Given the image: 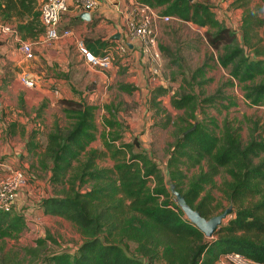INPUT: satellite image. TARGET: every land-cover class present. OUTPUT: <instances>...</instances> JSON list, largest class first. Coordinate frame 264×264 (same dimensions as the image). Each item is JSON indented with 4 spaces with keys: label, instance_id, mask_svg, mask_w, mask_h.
<instances>
[{
    "label": "trees",
    "instance_id": "16d2710c",
    "mask_svg": "<svg viewBox=\"0 0 264 264\" xmlns=\"http://www.w3.org/2000/svg\"><path fill=\"white\" fill-rule=\"evenodd\" d=\"M138 5L160 9L161 16L202 29L207 45L217 54V64L228 71L231 81L243 84L245 101L264 108V48L258 49L252 41L256 38L250 36L254 29L264 26V18L245 12L239 40L206 2L139 0ZM24 14L31 16V21L18 25V33L33 37L44 32L37 23L39 13L32 0H0V17L21 18ZM258 77L261 79L255 83ZM118 88L127 94L137 90L127 84ZM167 95L166 88H154L147 103L168 115L169 124L170 112L161 106V99ZM219 97L220 90L203 103L212 104ZM61 103L71 125L61 129L55 124L43 148L33 142L32 133L26 148L33 158L30 166L49 171L51 187L62 186L38 202L39 212L76 227L83 240L73 253L50 254L41 264H216L232 253L264 264V140L251 136L244 144L227 122L217 135L203 125L185 127L182 123L187 121L178 118L180 123L172 122L175 142L168 146L165 179L137 137L116 144L121 135L115 130V122L106 120L111 130L103 142L104 150H87L95 140L94 108L74 101ZM197 105L193 95L169 98L173 110L188 111ZM103 158H109L112 166L98 167L96 161ZM194 167L200 172L187 179L182 168ZM221 170L230 178L223 181L221 191L235 209L207 239L185 218L172 199L170 185H175L193 210L209 219L213 217L211 197L203 192L214 186ZM25 228L23 214L0 211V239H15ZM130 244L134 245L133 254L128 253ZM37 245L44 247L45 239L37 240Z\"/></svg>",
    "mask_w": 264,
    "mask_h": 264
},
{
    "label": "rangeland",
    "instance_id": "374dc122",
    "mask_svg": "<svg viewBox=\"0 0 264 264\" xmlns=\"http://www.w3.org/2000/svg\"><path fill=\"white\" fill-rule=\"evenodd\" d=\"M197 1H205L211 5L223 25L238 23L240 32L237 36L239 40L243 30L242 22L245 12L256 14L260 20L264 18L262 0H245L239 3L235 0ZM218 13H221L222 17ZM250 36L256 38L252 41L257 44L258 49L264 48L263 25L254 29ZM158 47L162 54L163 67L160 76L154 78L155 80L149 76L148 84L151 90L158 87H164L168 90V95L161 99V106L170 112L171 123L168 124V115L149 107L146 96L135 91L132 94H127L119 90L120 84H124L128 77L135 75L130 73L127 67L123 71H118L119 78L116 83L101 85V95L98 94L99 97L101 96V100L100 98L95 101L88 99V95L91 94L88 92L95 90L92 85L84 91L71 87V94L80 99V101L74 102L94 108L95 140L88 146L87 150H104L103 142L109 137L108 133L111 130L106 125V120L115 122V130L121 135V139L116 144L128 143L137 137L141 142L142 149L157 162L166 179L167 150L168 146L175 142L172 122L180 123L178 118L187 121L182 123L185 127L192 129L197 125H203L215 131L217 135H219L223 124L227 122L244 144L251 136L258 141L264 140V108L250 106L245 101L242 90L243 84L231 81L228 71L217 64V54L207 45L202 29L174 19L168 23L160 24L158 27ZM16 49H18V45ZM33 56L34 58L35 56L39 57L34 51ZM127 56V54L114 56L112 68L120 67L119 62ZM56 59V56L51 54L50 57H47L48 61L45 58H39L37 64L31 62L36 74L42 75L45 80L57 81L59 84L56 85L59 87L61 86L60 82L63 83L62 85L65 84L70 73L66 75L57 71ZM47 64H50V67ZM203 64H205L204 67ZM200 67H203V70L194 77L195 71ZM11 70H8L7 77L11 76ZM260 79L258 77L254 82L258 83ZM56 85H51L49 89L45 90L50 93L60 90V87L58 88ZM218 90H220L222 98L215 99L212 104L203 103L205 98L215 95ZM16 92H18L17 88L11 90V93L6 96L9 102L8 107L15 111L11 112L15 115L12 119L18 120V116L22 120L27 118L35 126L37 129L34 131L35 139L38 138V140L34 139V143L43 147L46 143L47 133L55 124L61 129H66L71 125L72 120L66 117L58 104L54 105L53 108L46 105L43 112L39 114L42 115V118L37 117V111L42 109L40 105L48 100L45 98L46 101H41L36 105L32 100L35 98L34 95L29 94V92L26 100H24V106H19V108L13 96ZM83 92L87 94L84 95ZM66 93L67 91L63 93V97ZM183 95L195 96L198 103L195 109L184 111L173 110L169 107V98H180ZM16 109L19 112H16ZM39 126L42 131L39 130ZM96 164L101 168L111 167L113 162L109 158H103L97 160ZM34 166L29 170L30 172L24 166L16 167L26 174L27 189L25 195L30 203L23 204V207H19L17 211L13 210V212L24 214L26 228L15 239H0V264H41L42 259L50 254L73 253L83 240L76 227L62 219L44 216L35 210L36 202L41 200L46 193H56L61 190L62 186L51 187L48 183L47 173ZM37 170L39 173H36ZM182 171L185 177L189 179L197 175L200 168H182ZM224 180H230V178L221 170L220 175L215 178L214 186L206 187L203 192V195L208 193L211 197L212 216L223 213L229 207H231V212L235 209V206L226 200L221 191ZM167 186L169 188V183ZM172 199H174L173 196ZM229 218L228 215L222 223H226ZM48 236L51 238L50 240L46 239ZM41 239H45V245L42 248L37 245V240ZM133 251L134 245L130 244L128 253L133 254Z\"/></svg>",
    "mask_w": 264,
    "mask_h": 264
},
{
    "label": "crops",
    "instance_id": "0c3cea01",
    "mask_svg": "<svg viewBox=\"0 0 264 264\" xmlns=\"http://www.w3.org/2000/svg\"><path fill=\"white\" fill-rule=\"evenodd\" d=\"M96 1L97 6L94 10L89 12V20L87 21L81 19V14L87 12H80L70 7L69 11L65 13L59 21V38L50 43L45 41L44 32L35 34L33 37H23V33L17 32V26H24L29 23L31 21V16L24 14L21 18H17L16 16H9V18H5V16L0 17V24L9 26L12 29V33L10 34H4L0 31V160L14 167L19 165L24 166L28 171L31 170L30 165L33 164L32 154L30 155L27 152L26 143L31 134L37 131V129L27 118L22 120L18 116V120L12 119V117H15L14 113L11 114L14 110L8 107L9 102L6 97L11 93V90L18 89V92L13 94L15 103H18V107L24 106V100H26L28 92L34 95L35 98H32V100L36 105L41 101H46L44 100L46 98L48 101L42 103L40 105L42 109L37 111V117L42 118V115L40 116L39 114L43 112L46 105L53 108L55 107L54 105L58 104L62 111L64 107L61 101H80L77 96L71 94V87H76L78 90L84 91L87 87L92 85L95 90L88 92L91 93L88 95V99L90 101H95L100 98L101 100V96H98L101 92V85L116 83L119 78L118 71H123L124 68L128 67V71L135 75L133 77H128L124 84L136 87L137 90L135 92L146 96L148 100L151 88H149L148 84L149 74L141 53V45L138 41L130 42L125 30L126 22L131 18L139 16V0ZM156 11L160 12V9ZM219 15L221 16V13ZM37 23H39V27L42 26L40 19H37ZM227 26L239 35L238 23H227ZM64 32H69V34L63 35ZM21 39L25 40L23 42L31 43L34 53L39 55V57L35 56V58L31 60L35 64L39 62V58H45V60H47V57H50L51 54L56 56L57 59L55 62L58 64L57 71L65 73L66 75L70 73L64 85L60 82L61 86H59V88L58 85H56L59 84L57 81L54 82L53 80V82H51L50 79L45 80L42 75L39 76L33 71L32 62L25 60L18 49H16L18 45L17 41H22ZM119 43L127 45L128 56L119 62L121 65L120 67L112 68L111 66L107 71L90 69L79 52V46L82 45L87 51L92 50L95 52V54H93L96 56L103 55L105 51H111L114 56H120L115 50V45ZM47 65L50 67V64ZM10 69H12V74L10 77H7L6 74H8V70ZM23 76L35 79L37 82L36 88L28 89L23 86L20 83V79ZM11 80L13 81L11 82ZM51 85H56V87L60 89L58 90L57 96L45 90L49 89ZM65 91H67V93L65 97H63ZM83 94L85 95L87 93L83 92ZM16 112H19V110L16 109ZM39 130L42 131L40 126ZM35 137L36 134L34 133V139ZM35 140H38V138ZM44 146L45 145H43V147ZM41 151L37 152L40 153ZM34 167H37V165ZM36 173H39V171L37 170ZM46 173L47 178H49V171H46ZM26 189L27 187L20 190L14 210L17 211L19 207H23V204L30 203L26 199ZM51 195L50 193H46L43 198ZM38 202H36L35 206V210L37 211H39Z\"/></svg>",
    "mask_w": 264,
    "mask_h": 264
},
{
    "label": "built area",
    "instance_id": "2783aa9c",
    "mask_svg": "<svg viewBox=\"0 0 264 264\" xmlns=\"http://www.w3.org/2000/svg\"><path fill=\"white\" fill-rule=\"evenodd\" d=\"M39 13V19L44 28V39L50 43L59 38L58 25L61 17L67 13L70 7L80 12H90L97 6L96 0H32ZM139 16L126 22L125 30L130 42L138 41L141 45V53L147 66L149 76L157 78L163 67L162 54L158 47V27L160 23H168L173 20L170 17L161 16L155 9L138 5ZM0 31L4 34L12 33L9 26L0 24ZM64 32L63 35H68ZM17 38V37H16ZM18 51L25 60L34 59L32 44L18 40ZM116 53L125 56L128 51L126 44L115 45ZM79 52L83 56L89 68L98 71H107L111 68L114 55L111 51H105L103 55L96 56L88 52L82 45ZM20 83L28 89H35L37 82L26 76L21 77ZM54 95H58L55 90ZM27 187V178L24 171L0 160V211L9 213L15 208L19 198V192ZM216 264H256L248 258L237 254L222 256Z\"/></svg>",
    "mask_w": 264,
    "mask_h": 264
},
{
    "label": "water",
    "instance_id": "95a60500",
    "mask_svg": "<svg viewBox=\"0 0 264 264\" xmlns=\"http://www.w3.org/2000/svg\"><path fill=\"white\" fill-rule=\"evenodd\" d=\"M188 2H193L194 0H186ZM82 20H89V13L81 14ZM170 193L175 199L177 206L180 208L181 212L184 214L185 218L195 226L205 238L210 239L214 236L219 226L222 225V222L226 219L231 213V207L226 209L223 213L213 216L209 219H205L201 214L193 210L185 201L184 197L176 190L175 185H170Z\"/></svg>",
    "mask_w": 264,
    "mask_h": 264
}]
</instances>
